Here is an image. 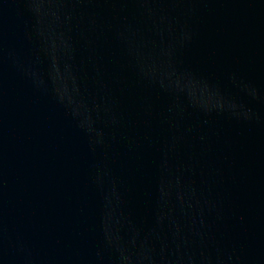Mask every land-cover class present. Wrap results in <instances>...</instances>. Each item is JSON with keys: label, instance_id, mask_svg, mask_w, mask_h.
Segmentation results:
<instances>
[{"label": "water", "instance_id": "95a60500", "mask_svg": "<svg viewBox=\"0 0 264 264\" xmlns=\"http://www.w3.org/2000/svg\"><path fill=\"white\" fill-rule=\"evenodd\" d=\"M0 264H264V0H0Z\"/></svg>", "mask_w": 264, "mask_h": 264}]
</instances>
